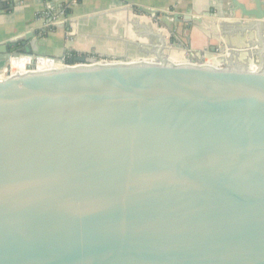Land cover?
I'll return each instance as SVG.
<instances>
[{"label": "water", "instance_id": "1", "mask_svg": "<svg viewBox=\"0 0 264 264\" xmlns=\"http://www.w3.org/2000/svg\"><path fill=\"white\" fill-rule=\"evenodd\" d=\"M229 1L213 20L140 7L225 38L219 63L175 32L183 61L162 45L154 59L3 69L0 264H264V0ZM253 31L259 62L227 57ZM42 37L0 54L35 60Z\"/></svg>", "mask_w": 264, "mask_h": 264}, {"label": "crops", "instance_id": "2", "mask_svg": "<svg viewBox=\"0 0 264 264\" xmlns=\"http://www.w3.org/2000/svg\"><path fill=\"white\" fill-rule=\"evenodd\" d=\"M240 1L250 8L254 7V0ZM65 6L70 10L68 14L65 10L68 16L66 21L76 20L77 23L66 28L46 27L51 17ZM140 7L193 15L211 12L212 20V13L225 19L231 13L229 0H0V45L36 30L43 37L38 41V53H32L36 54L35 59H44L45 56L64 57L66 61L78 56L154 59L158 47L165 45L164 53L167 56L183 61L188 52L183 50V46L174 37L173 33L176 32L186 45L198 53L205 48L210 49L207 57L211 65L220 62L212 47L221 50L222 44L227 41L225 38H213L196 24L190 25L165 17L153 18ZM240 15L238 12L232 20ZM144 25L152 27L155 32L146 35L147 28ZM46 29L48 32L44 35L42 31ZM255 39L254 31L245 36L239 33L232 37L235 46L243 49L235 53L240 61L259 62V57L254 53L260 52L262 47L248 45V41ZM172 42L178 45L173 48ZM20 45L21 50L27 49V46ZM72 53H76V56L70 57ZM4 56L0 54V71L9 66ZM0 76L4 74L0 72Z\"/></svg>", "mask_w": 264, "mask_h": 264}, {"label": "built area", "instance_id": "3", "mask_svg": "<svg viewBox=\"0 0 264 264\" xmlns=\"http://www.w3.org/2000/svg\"><path fill=\"white\" fill-rule=\"evenodd\" d=\"M66 8H63L61 9L59 12H57L55 15H53L51 17L52 21L49 22L46 27H51L54 25V23H58V22H61V21H66L68 19V16L66 14ZM13 59H17L18 61H25V67L28 68L29 70H31L33 68V66H39L42 63H44V60H42L41 58H37L35 60H33L32 58L30 57H26L25 55H19V56H16L15 58H11L9 60V66L11 67V70H12V61ZM9 69V67H8ZM10 71V70H9ZM4 74V72H6V70H2L0 71Z\"/></svg>", "mask_w": 264, "mask_h": 264}, {"label": "bare ground", "instance_id": "4", "mask_svg": "<svg viewBox=\"0 0 264 264\" xmlns=\"http://www.w3.org/2000/svg\"><path fill=\"white\" fill-rule=\"evenodd\" d=\"M42 60H44V64L41 62V64L40 65H42V66H53L54 65V62L50 59H42ZM12 65H13V70H16V71H18V70H24V68H25V61H23V60H21V61H18V60H16V59H13V61H12ZM21 65H23V66H21ZM22 68V69H21Z\"/></svg>", "mask_w": 264, "mask_h": 264}, {"label": "rangeland", "instance_id": "5", "mask_svg": "<svg viewBox=\"0 0 264 264\" xmlns=\"http://www.w3.org/2000/svg\"><path fill=\"white\" fill-rule=\"evenodd\" d=\"M65 8H67L66 6H65ZM68 14V13H67ZM52 27L53 26H51V27H49V29L51 28L52 29ZM144 27L145 28H147V31H146V35H148L149 33H154L155 31L153 30V28L152 27H150V26H148V25H144ZM146 29H144V30H141V31H145ZM126 30H124V32H125ZM143 35H144V33H143ZM161 35V34H160ZM141 37H143V36H141ZM171 46H173L174 47V45H171ZM221 50H223V47L221 48ZM221 50H219V51H221ZM219 51H217V52H219ZM232 57L234 60H236V61H238L239 63H243V61H240L238 58H237V56L235 55V53H233V54H230V55H228L227 57Z\"/></svg>", "mask_w": 264, "mask_h": 264}, {"label": "trees", "instance_id": "6", "mask_svg": "<svg viewBox=\"0 0 264 264\" xmlns=\"http://www.w3.org/2000/svg\"><path fill=\"white\" fill-rule=\"evenodd\" d=\"M66 11H67V13H69V8L67 7L66 8ZM47 32H48V30L46 29V30H44V31H42V33L45 35V34H47ZM10 49L13 51V52H21V45L20 44H17V45H12V46H10ZM76 56V53H72L71 55H70V57H75ZM70 59V58H69ZM69 59L67 60V62L69 61Z\"/></svg>", "mask_w": 264, "mask_h": 264}, {"label": "flooded vegetation", "instance_id": "7", "mask_svg": "<svg viewBox=\"0 0 264 264\" xmlns=\"http://www.w3.org/2000/svg\"><path fill=\"white\" fill-rule=\"evenodd\" d=\"M71 59V58H70Z\"/></svg>", "mask_w": 264, "mask_h": 264}]
</instances>
